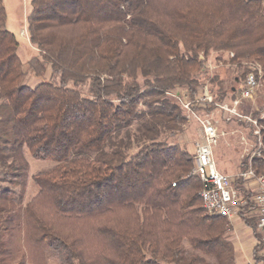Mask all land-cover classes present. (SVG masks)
Listing matches in <instances>:
<instances>
[{
	"label": "trees",
	"instance_id": "16d2710c",
	"mask_svg": "<svg viewBox=\"0 0 264 264\" xmlns=\"http://www.w3.org/2000/svg\"><path fill=\"white\" fill-rule=\"evenodd\" d=\"M5 22L0 1V264H26L28 241L37 264H237L232 224L202 208L193 155L174 138L177 98L197 95L211 55L242 69L230 100L253 68L264 83L263 0H30L37 55L25 62ZM25 150L54 164L31 176L27 202ZM253 208L238 218L264 264Z\"/></svg>",
	"mask_w": 264,
	"mask_h": 264
},
{
	"label": "built area",
	"instance_id": "2783aa9c",
	"mask_svg": "<svg viewBox=\"0 0 264 264\" xmlns=\"http://www.w3.org/2000/svg\"><path fill=\"white\" fill-rule=\"evenodd\" d=\"M254 69L257 71V76L253 71L247 73L238 91V96L233 100L218 101L210 88L202 85L192 100L183 97L177 98V101L185 115L186 122L193 119L200 128V138L194 143L191 174L199 180L202 186L198 193L202 208L207 213L218 214L230 221L238 217L239 211L248 201L252 202L254 208L249 215L255 218V231L264 251V176L256 173L252 167V161L262 156L263 145L258 118H263L264 112L256 118L242 112L241 108L244 101H255L259 87L264 85L260 78V69ZM207 107L220 112L226 122L239 121L246 123L250 128L249 138L242 132H238L240 145L247 146L251 139L254 147L247 159L240 163L239 170L233 179L217 169L213 148L224 134L218 131L216 122L211 116L212 110H204ZM239 157L242 158V155Z\"/></svg>",
	"mask_w": 264,
	"mask_h": 264
},
{
	"label": "rangeland",
	"instance_id": "374dc122",
	"mask_svg": "<svg viewBox=\"0 0 264 264\" xmlns=\"http://www.w3.org/2000/svg\"><path fill=\"white\" fill-rule=\"evenodd\" d=\"M6 14V22L5 28L11 32L18 42L17 55L22 62L27 61L31 57L37 55L34 47L29 43L26 35L25 29V16L29 10V1L30 0H0ZM264 2V0H263ZM214 55L208 57L205 63V69L199 75V81L201 86L206 85L210 90H212V94H216V90H218L219 86L224 93H226V98L222 99L224 102H228L229 92L227 91L230 86H236V78L241 74L242 69H238L233 65L225 64L223 61H216ZM225 58V57H224ZM214 78H216L214 80ZM235 78V80H233ZM39 79L32 77L31 75H27L24 80V84L30 87L35 86L39 83ZM217 84V86H216ZM219 84V86H218ZM239 86L238 88H240ZM238 93V92H237ZM217 100V94L214 96ZM242 112L246 114H259L258 117L264 112V85L260 86L255 97V101H244L242 103ZM211 111V110H210ZM211 116L213 120L216 122L218 128L226 127L228 131H233L234 133L230 135L231 140L224 141L221 145L219 144L220 140L217 142L220 146L216 147L217 158H221L224 156L225 152L229 153V158H233L234 155L238 153L242 155L238 157L239 166L242 161H245L248 155L253 150L254 144L249 139L250 143L247 146L240 145L238 142V132H242L244 135H249L251 133L249 126L246 123L235 124L232 125V121L223 122V117L220 112L217 110H212ZM253 116V115H252ZM229 123V125H228ZM231 124V125H230ZM225 129V128H224ZM239 130V131H236ZM236 131V132H235ZM200 132L199 125L193 120L189 119L184 126L182 127L181 134L176 135L175 140L179 142V144L186 148L188 143L192 141H196L197 133ZM187 140L185 139V137ZM237 142V143H236ZM26 162H27V177H26V189L24 195V202L29 201L34 195L37 193V187L31 181V176L39 171H46L53 167V162L49 159H36L29 155L27 150L24 153ZM239 156V155H238ZM229 172V171H228ZM238 172V171H237ZM235 171L230 173V178H234ZM225 174V173H223ZM232 174V175H231ZM229 175V174H226ZM232 224V229L229 232V239H233V247L234 254L236 258L237 264H255L252 259V248L255 244V240L252 237L249 229L239 220L238 217L230 220ZM31 226H27L26 230L28 231ZM30 231V230H29ZM29 235L27 234V237ZM28 239V238H27ZM28 247L33 248L32 257L26 256V264H37L38 257L35 254V244L31 241L27 242ZM260 255L264 256V251H260ZM34 256V257H33ZM45 264H57L56 259L49 258L45 262ZM257 264H262L257 263Z\"/></svg>",
	"mask_w": 264,
	"mask_h": 264
},
{
	"label": "crops",
	"instance_id": "0c3cea01",
	"mask_svg": "<svg viewBox=\"0 0 264 264\" xmlns=\"http://www.w3.org/2000/svg\"><path fill=\"white\" fill-rule=\"evenodd\" d=\"M221 101H224V100H221ZM229 101V100H228ZM222 122V124H225V123H223V122H225L224 120L223 121H221ZM232 125H234V123L235 124H242V122H239V121H232ZM228 125H229V123H228ZM231 125V124H230ZM216 127H217V129H218V131L219 132H222L224 135L222 136V137H220V145L225 141L226 142V140H231V137H230V135H232L234 132V130L233 131H228L227 130V128L226 127H220V128H218V126L216 125ZM225 128V129H224ZM236 131H239V130H236ZM235 131V132H236ZM185 137V136H184ZM200 138V132H198L197 133V136H196V141L198 140ZM185 139L187 140V138L185 137ZM196 141H192L191 143H188L187 144V146H186V149H187V151L188 152H190L192 155H193V152H194V143L196 142ZM237 143V142H236ZM218 143L215 145V147L213 148V157H214V160H215V162H216V166H217V169L221 172V173H225V175L226 174H229V175H227V176H229L230 177V173L231 172H233V171H235V172H237L238 170H239V161H238V157L240 156V154L238 153L237 155H234V157L233 158H229V156H228V154L229 153H227V152H225V154H224V156H222L221 158L219 157V158H217L216 156H215V154H216V147L218 146H220ZM25 153V152H24ZM239 155V156H238ZM229 171V172H228ZM234 174H236V173H234ZM232 175V174H231ZM230 241L232 242L233 241V239H230ZM233 244V243H232ZM235 260H236V258H235Z\"/></svg>",
	"mask_w": 264,
	"mask_h": 264
}]
</instances>
